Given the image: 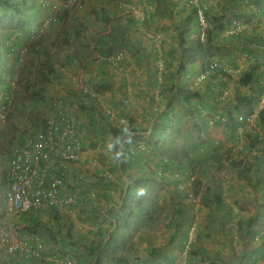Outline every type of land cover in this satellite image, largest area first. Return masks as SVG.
Here are the masks:
<instances>
[{"label":"trees","instance_id":"16d2710c","mask_svg":"<svg viewBox=\"0 0 264 264\" xmlns=\"http://www.w3.org/2000/svg\"><path fill=\"white\" fill-rule=\"evenodd\" d=\"M28 0H0V34H5V40L7 38H11L14 36V31L17 29L26 30L27 27L33 22V18L35 14H30L31 11L34 12V9L32 6L28 5ZM57 2H66L67 0H55ZM90 1V0H89ZM157 3V8L155 10V15L157 16H163L168 14V8L169 6H173V4H168L167 0H153ZM198 1V5L194 6L190 4L187 0H185L186 4H188L189 9V16L185 19L184 22L181 23V27L177 28V45H178V51H179V57L174 58L178 61L177 65V80H180L181 76H186L189 72V68L196 66L198 69L197 72V78L200 77V75H204V79H202L200 83H203L204 81H210V79H219L220 83L213 87L212 84H209L206 95H203L199 91H196L192 89L190 86L183 87L182 85H177L176 83L165 87L163 90H160V95L165 96V107L164 111L160 113V121L158 122L159 126L154 125L150 128V131L147 128H144L142 130L138 129L139 131H136V129H132L135 133L141 132L139 136L137 134L134 137V141L138 140L137 145L136 142L133 143V145H125L124 150L128 153L129 159L127 163L121 164V166L125 169V166H129L133 164V160L140 161L142 158L139 154H146L147 157L148 154H152L154 151L150 146H153V149L155 152H159L158 157V164L161 167H158L160 170V179L162 180L164 175H167V172H170V174H178L182 175L185 174L187 169L189 167H199V165H205V167L202 169L201 174L207 175L209 174L213 168L215 169V165L219 164L221 162V159L226 163V168L229 173H233L236 178L241 179L245 182L246 185L255 188L256 187H264V153H261V155L258 154H252V152H263L264 151V139L259 137V133L255 130L249 131L247 128H245V121L247 118H249L254 111L259 107V103L261 101V96L264 92V76H261V74H257L258 68L256 66H253L252 68H249L245 70L241 75H239L236 78L237 86L239 87H248L252 86L254 93L252 95H245L243 97H236L234 102H228L229 104H234L232 107L227 106L224 107V111L222 114H219L216 118V121L214 125L216 127L223 128L226 132V136L230 138L233 142H240L243 141L244 149L251 154L250 157L245 155L244 151L238 152L234 155V152L236 150H226L222 153H214L212 156L208 157L207 159H204L203 162L201 161H195L192 160L191 153H194L196 149L201 145L202 143V137L201 133L204 130L203 126L200 125V122H198V119L202 120V124L206 126L207 123V116L217 115V108L220 105V94L219 92H222L224 90V81H222L220 78L224 75L227 76V73L223 70L224 63L213 66L214 59L219 60H226L225 57H227L229 50L225 49L224 46L220 45L219 43V35L225 31L226 27L230 24L228 22L227 16H213L209 13L207 8L202 5L200 0ZM261 3H263L262 0H256V8L258 10V7H261ZM35 6L34 4H31ZM119 6V4L117 3ZM41 7V4H38L37 8L39 9ZM258 6V7H257ZM120 7V6H119ZM166 9L164 10V8ZM198 7L200 8L204 21L206 23L205 27V37L203 40L200 39L201 35V23L198 17ZM44 9V8H42ZM48 11L47 9H44ZM12 12V15L9 16ZM18 16L16 21V16H13V13ZM27 13V17H22L21 15ZM64 14H67L68 12H62ZM91 15L96 17L98 15V11H89ZM48 13L42 15L41 13V19H44L48 17ZM100 15H103V12L100 11ZM39 18V19H40ZM235 18V17H234ZM99 19V18H98ZM101 19L104 22H110L109 26H111L109 32L104 33L100 35L94 44L93 51H95L97 54L103 57H110L114 54L113 51H124V49L127 48L128 51H131L130 47H127V39L124 38L126 31L121 26H117L114 28L112 20L108 17L102 16ZM127 21L129 19L125 18ZM70 20V19H68ZM79 20L77 17H72V21ZM58 21V20H57ZM231 21V20H230ZM234 21V20H233ZM233 21L231 22L233 24ZM146 23V22H145ZM227 23V25H226ZM24 26H21V25ZM118 30V31H117ZM81 33V29L78 27L75 28V35L79 36ZM127 35V34H126ZM39 36V35H38ZM62 39H60V44L63 47H69L71 46V43L69 42L71 37L68 36V32H64V35H62ZM29 38V33L28 37ZM82 41H77V49L80 51L82 49ZM30 48L31 54L34 55L36 62L31 61V64L26 70L24 74H21L20 71V63L18 65V68L15 69L19 59L20 54H13L14 63L10 67H8L7 71H9L11 74L12 80L7 79L2 74L1 67L3 65H6L8 60L12 57L10 55H7L6 52V44L1 43L0 41V92H10L11 90V82L14 79V74L17 71V80L19 78V75L21 79H23V86L25 89L30 88V83L32 80V75L34 73L39 74L41 84L37 85L36 82H32L33 84L36 83L37 90L36 92H40V95L33 96L31 98L29 95L26 97V99L30 98L29 103L27 105L19 104L15 107L13 113H11L12 120H15V123L13 122V125L15 128H13L12 137L16 136L15 141L11 143L10 152L12 151V148L15 149L17 144L22 145L24 143L25 138L27 137H33L40 131L46 130V128H43L44 124L46 123V120L49 119V117L52 114L53 107L55 103H52V106L50 104V101L48 100L47 93L43 89L42 86L44 84H51V87L56 89V86H61L60 91H55L57 95L61 94L57 101L60 102V108L61 113H65L66 115H72L75 116L76 120L79 122V126L81 125L85 129V134L83 135V148H87L88 143L86 144L87 137L90 135L88 132V128L91 132L95 133V131H92L91 129L94 128V117H97L103 124H105L107 127L104 131L103 128H101L100 134L97 132L98 135H95L94 138L100 137L101 141L104 142L105 139L108 137L110 138L111 135L119 134V129L113 126L111 122V115L110 113H107L103 110L102 107H100L95 100L91 99L93 98L90 94V89L87 88V93L84 91H72L69 90L68 87H65L66 81L68 82L69 79L65 80L63 71L59 70L56 71L55 69V62H52L48 53V48L45 46V39L42 37L38 38H30L26 40L25 45H27ZM5 51V54H4ZM244 52H246V49H244ZM248 54V53H247ZM5 56V57H4ZM252 56V55H250ZM6 58V59H5ZM221 58V59H220ZM106 59V58H105ZM155 63L156 58H153L151 63H148V61L145 63L147 65H151L152 63ZM163 66L164 69L166 68V60L163 59ZM229 62L228 60H226ZM222 62V61H221ZM231 62V61H230ZM27 67V66H26ZM152 74L155 71V65H151ZM150 68V69H151ZM24 72V70H23ZM156 74V73H155ZM264 75V74H263ZM25 76V78H23ZM187 77V76H186ZM188 78H185L187 80ZM16 80V82H17ZM16 84V83H15ZM198 84V85H199ZM155 85L157 84V81L155 82ZM160 85V84H159ZM197 85V86H198ZM164 86V85H162ZM40 87V88H39ZM50 87V88H51ZM105 90H109L108 85L104 86ZM161 89V87H160ZM217 93L218 96L215 94ZM96 94V93H95ZM64 95V96H63ZM124 96L125 94L122 93ZM91 96V97H90ZM25 99V100H26ZM226 99V98H224ZM176 103H180L185 105L186 112L183 116H179L178 109L175 106ZM13 107V104L11 106V109ZM45 107V108H44ZM10 109V111H11ZM42 109H50V113L48 118L45 119L43 116L38 112V110ZM33 110H36V113H33ZM83 111L86 114H88L89 118V124L87 125L81 117L77 114V111ZM10 111L7 113L6 118H8V115H10ZM124 115V114H123ZM186 115L189 116V118L186 117ZM10 116V117H11ZM241 117V120L239 119ZM126 120L129 121V118L127 115L125 116ZM194 120V126L195 130L197 131L196 140L189 139L186 141L185 150L181 149L180 152L176 154H170L165 155L160 149L161 144V136L164 131H168L170 129H175L174 124L176 122H180V125L176 127V134H179L182 146L185 140V137L192 133L193 131L189 127V120ZM26 120L29 121V124L27 128L25 129V135L19 134L20 130L18 129V126H21L23 122ZM256 122L264 126V107L259 111ZM160 127V128H159ZM96 128V127H95ZM183 130H187L188 133L184 132ZM183 133V134H182ZM242 136L243 139H240ZM1 144V143H0ZM86 145V146H85ZM143 145L145 147V151H140L139 146ZM156 154V153H154ZM224 158H223V157ZM144 157V156H142ZM134 158V159H133ZM215 164V165H214ZM116 169L122 168L119 167L118 163L115 164ZM218 166V165H217ZM256 167V169H254ZM122 168V169H123ZM220 169H224L221 165L218 166ZM253 170V174H252ZM190 177V175H189ZM256 177V178H255ZM212 178V177H211ZM251 178H254V184L250 185ZM100 181H103L105 179V176L100 175L99 177ZM98 180V178H97ZM99 181V182H100ZM212 183H210L203 191H194V193H184V194H176L173 192V199L172 202L173 205L179 208H176V221L174 223V228L176 229L175 232L169 235L168 242L166 245L158 248H153L149 252V258H152V261L145 262L144 264H155L153 261L155 258H157L162 252L167 249L170 245L177 244L179 246V252L183 253V251L186 248L187 242L190 240V231L193 228L192 222L194 221V218L191 214L187 213V217L184 215V209L183 205H190L193 206L194 200L199 198L198 204L199 208L197 209V213L202 212L203 209H207V223L205 226H203V229H212L215 226V221L212 219L213 215H217L216 217L223 218L220 223L223 228H227V230L230 232L231 237L232 235L236 238L242 241H245L246 239L249 240L251 243L259 244V248L251 245L250 249L247 251H243L242 255L237 259V263H243V264H257V262L261 261V264H264V232L254 230L255 227V221L256 218H248L245 220H239L236 223H233L234 217L232 213L231 206L226 202L225 196L226 191L230 192L233 189V186H230L227 188V190L224 192L222 189V186L220 185L221 179L218 177L212 178ZM101 183V182H100ZM98 183L97 190L100 192L104 189L103 185H100ZM156 184L155 180L152 179H136L133 182V185L129 186L126 192H123L124 198L122 199V204L120 208V216L119 218L116 216V219L114 220V224L116 226L115 234L118 233L119 230H130L132 227L130 225L129 218H135L138 216L137 223L139 222H146L149 220L154 210H151L149 205L145 203V193L143 195H137V192L141 188L150 187V189L153 191L150 185ZM96 187V183L93 185ZM91 186L90 188H92ZM154 186V185H153ZM242 186V185H241ZM150 190V191H151ZM176 190H179V188H176ZM174 190V191H176ZM261 190V189H260ZM132 191V192H131ZM149 191V192H150ZM257 191V190H256ZM199 195V197H198ZM132 197L135 200L136 206H138V209H135L133 206L134 201L131 200V206L128 207L127 202L129 198ZM261 198L264 199V192H261ZM172 200V199H171ZM258 207V206H257ZM163 220L164 223L170 220V215L166 213L165 210L161 209V212L157 213L155 212V215L163 214ZM40 213H34L29 212L26 215L22 216L17 224L15 225V230L18 234L22 235H37L41 237V229L47 231L48 233H59V231L55 230H61L62 226H60V223L58 222L54 230V226L50 222L40 220L39 215ZM260 215L264 216V201L262 202V205H260ZM112 217V218H113ZM264 220V219H263ZM227 224V226H225ZM59 226V227H58ZM233 231L236 233L233 234ZM126 232V231H125ZM110 235L108 239H105L104 237H100L99 239L90 240L86 236L78 235L77 237L74 236V234H66L67 239L71 242H77L76 244L79 245L81 249H83L82 253L79 254L81 251H74L75 260L73 258L69 257V260L72 261V264H126L125 261H123V256L116 257V252L118 251V244L123 243L125 241L126 234H122L121 237H115L114 235ZM55 235L51 238L52 240H55ZM191 240V247L193 249H196L197 247L195 244L201 241L202 237H205L206 235H199V230L197 233L193 235ZM209 237V235H208ZM259 239V240H258ZM65 241V240H64ZM64 241L62 243L61 248H65L68 244H64ZM178 241V242H177ZM45 247H47V241L42 240ZM109 246H112L111 248V254L105 255V260L103 262L102 256L104 253L102 252V248H107ZM70 251L72 250L69 246ZM247 248V246L244 247V250ZM190 249H186V254L189 255L191 258L197 255V251H190ZM51 248H44L41 252V256L39 258H26L22 254H20L18 251L10 254H5L4 249L0 251V264H54L51 260H48V257L52 258V256H55V254L51 253ZM72 252V251H71ZM64 258V257H61ZM176 259H171L169 261V264H175L174 261ZM241 260V261H240ZM117 261V262H115ZM193 264V261H190ZM187 262H184L186 264Z\"/></svg>","mask_w":264,"mask_h":264},{"label":"crops","instance_id":"0c3cea01","mask_svg":"<svg viewBox=\"0 0 264 264\" xmlns=\"http://www.w3.org/2000/svg\"><path fill=\"white\" fill-rule=\"evenodd\" d=\"M28 1L27 6L30 5L34 9V12L31 11L30 14H35V22L38 23V21H40L39 18L41 17L40 14H47L48 11L40 8V6L39 9L37 8L41 0ZM127 1L129 4H132V7L135 10L147 15L146 23H144V25H141V27L144 26L146 30L138 26V22L136 23V21L131 17H125L124 9L119 7L115 0H88L85 8L87 7L89 11H98L99 14L94 17L89 13V11H87V9L84 10L82 17H80L79 20H67L66 22H64V30L61 34H59V31L56 29L60 21L57 22V24L53 28L51 27L52 29H50L51 31L48 33L50 38L45 41V46L48 48L51 42L62 39V35H64V32H68V36L71 37L69 41L71 43V46L63 47L62 45H60L62 52L59 56L60 61L66 63L64 73L65 80L69 79V77L67 76L69 74H71L73 77V79H69L68 82H65H70V84H66L65 87H68V89L72 91H84V89L87 87L92 92L96 93V97H93L91 99L95 100L99 106L107 108L108 112H111L113 110L114 116L115 111L118 109H120V115L122 113L124 115H127L126 111H128L129 116H133L135 118L134 122H139L138 125H132V128H147L148 123L151 124L153 122H159L160 113L164 111L166 99L164 95H160V90H163L168 85L171 86L175 83L177 85H180L183 81L187 82V86H191L192 89L199 91L203 95H206L209 84H212L213 87H215L220 83V80L210 79V81L207 80L200 84L197 83V72L199 69L197 68V65L189 68V72L188 74H186L187 77L184 75L181 76L180 80L176 79V69L178 61L174 58L179 57L176 29L179 28V26L181 27V23L185 21L190 12L187 7L188 4H186L185 0H167V3H172L173 6L167 7L168 14L163 16L155 15V10L158 5L153 0ZM200 1L202 5L207 8L211 15L227 16V23H230L226 27L225 31L219 35L220 45L223 44L222 46H224L225 49L229 50L227 57H225L229 62L224 60L228 65V67L224 69V71L227 73V76L224 75L220 78L222 81H224L225 85L224 90H222V92H219L220 98L218 100H220L221 102L217 108V115L215 116L216 119L219 114H222V112L224 111V107H232L234 105L227 103V101L234 102L236 97H243L247 94L252 95L254 93L252 86H237L236 78L239 75H241L245 70L256 66L258 68V71L256 73L264 76V0H262L263 3H261V7L257 6L258 10L256 7L253 8L252 4L244 3L243 0ZM34 3L35 6L31 5ZM165 9L166 7L164 8V10ZM100 11L103 12V15H100ZM102 16H109V18L113 22L114 28L117 26H121L126 31L127 35L125 34L124 38L127 39V47H130L131 51H128L127 48L124 49L126 56L123 64L126 66L125 69L129 74H127V72L124 73V71L120 72L113 69L111 63L108 61V57L100 56L95 51H93L96 39L100 35L109 32L111 28V26H109L110 22H104L101 19ZM125 18L129 20L127 21ZM233 20H236V24L231 23ZM76 27L81 29V33L79 34V36L75 35ZM35 30L37 31L38 29H32L29 32V36L33 32H35ZM47 30L48 29L43 28L42 26L40 27V31ZM145 32L147 36H145ZM72 33L74 34V36L72 35ZM160 33L164 37V42L158 43ZM149 35H151L153 39L150 38ZM5 36L6 35L3 33L0 34L1 43L5 41ZM77 41H82V49L80 51L76 50ZM152 43H155L156 50L153 48L154 45H152ZM163 43L165 46V50H161L162 53L158 54L157 46L158 44L159 46H162ZM244 49H246V52H244ZM151 53L155 54L151 56ZM153 58H156V69L153 74H150L153 69L151 68V65L154 66V61L151 65H147L145 63L147 61L148 63H151ZM164 58L167 62L165 69L164 66L161 68V65L164 62ZM60 68H62V66L55 67L56 71H58V69L60 70ZM158 72L159 75H164L163 82L160 79L162 83L157 82L158 85H155ZM135 75L136 80L134 77ZM185 78L188 79L185 80ZM106 85H108V87L110 86L109 90L104 89V86ZM55 88L60 89L58 87ZM122 93H124L125 95H130L131 93V95H133V98L132 96L131 99L125 97V95L121 96ZM139 94H142V96L137 98L136 96ZM215 95L218 96L217 93ZM77 114L87 125L89 124L88 114L79 110L77 111ZM139 114L141 115L140 120H138L139 117H137ZM118 119H114L113 116L111 117L113 126L119 129L120 122L122 120ZM94 121L95 126L91 130L95 131V133L91 132L88 128V132L90 133L86 141V144L88 143V145L94 139L95 135H98L96 133V130L100 134L101 128H103L105 131L107 127L97 117H94ZM141 121L143 122V124L141 123ZM258 131L260 132V134L264 135V126L261 125V128ZM240 139H243L242 136L240 137ZM231 142L237 146L233 147V150H236L234 152V155L238 152L244 151L245 155L250 157L251 154L247 151V149L244 150L243 148L244 146L242 140L240 142ZM261 153H264V151L252 152V154L258 155H261ZM198 155L199 153L197 152V156ZM80 156L81 157L78 159V161L74 165L72 164L73 166L70 169L69 179L67 181L68 187L66 188L69 194H74L76 196V203L68 207H57L38 214L40 220L44 221V219H47V222H50L53 225H56L59 222L60 226H62L61 230H55V227H57V225L54 226V230L59 231V233H54L57 237V241L54 243L55 246L58 244L59 247H62L61 245L64 240V244H67L69 240L67 239L66 234H74V236L76 237L78 235H83L90 240L99 239V236L108 239L110 235L115 234L114 232L116 230V227L118 228L119 226H116V224H114V220L116 218L113 216L119 218L121 213L120 208L122 199L124 198L123 192H126L128 187L132 185L131 171L129 173L123 172L124 168L121 166V164L118 163L119 167H122L123 169L118 167L117 169L112 168V170L114 169L115 171L111 173L108 171L110 169H107L106 167L103 171L99 170L100 165L97 166L95 163H93L94 160H91V156L88 152H82ZM140 158H142L140 161L145 160V157L141 156ZM147 161L148 159L146 160V162ZM138 162V160H133V163L135 165H138ZM152 164H156L155 161H152ZM114 166L116 165L113 164L112 167ZM125 167V169H127V166ZM91 168L96 170L97 172H100L98 175V180L92 177L93 171H90V175H88V171ZM153 168L156 170L158 167L153 166ZM254 169H256V167ZM100 175L105 176V179L103 181H100ZM185 175L186 174H182L177 178H170L175 182V184L181 185L184 184V180L181 181L182 179L179 178H183L182 176ZM80 177H82L81 180H79ZM218 178L221 179V186H233L235 184V180H237V185L240 188L247 187L244 186V181L238 180L236 176L233 173H229V171L228 179H226L227 177L224 176H220ZM187 179H189V177H187ZM95 183L96 187L93 186ZM98 183L104 186V189L100 192L97 191L99 190L97 189ZM91 186L93 187L90 188ZM167 187L170 189V186ZM247 188H249V186ZM256 190L255 193H258V195L261 197V192H264V187H256ZM247 192L249 191L247 190ZM167 198H169V196L164 194L163 199ZM261 200L264 201V199ZM163 216L164 213L161 215L162 223L164 222ZM216 216L217 215L212 216V219L215 220V226L219 224V222H217L218 217ZM138 218V216H136L135 218H129L130 225L132 227L131 229L138 230L137 236L146 235L153 239V237H155L159 232L160 238L164 237L168 242L169 235L176 231L175 228L166 231L156 230L155 225L157 222H153L151 220L152 217L146 222H142L144 227L138 229V226L142 225L141 222L137 223V221H139ZM171 218L172 216L170 217V219ZM219 219L222 220L223 218L221 217ZM263 219L264 216L262 215H258V218H256L254 230L260 231L259 233H261L262 231L264 232ZM205 225L206 224L204 223V221H200L199 227L197 229V232L199 230V235H206L205 237H202L201 241L196 244L197 255L191 258L186 253H183L186 254L185 256L187 262L193 261L197 264H243L237 263L239 262L237 261V259L242 255V252L249 250L251 245H254L258 248L260 246L259 244L251 242H249L250 244H248L247 240L243 242L241 240L239 241V239L236 238L235 235H232L231 237V234L227 230V228H222L221 231H217V233L213 234L210 232H213L212 229L208 230L202 228ZM225 226H227V224H225ZM235 233L236 232L233 231V234ZM131 244H133L130 246L132 249L131 251L137 252L139 248L135 245V243L131 242ZM47 246L52 249L51 243L47 244ZM245 246H247V248L244 250ZM179 255V247L176 245H171L167 248L165 254L158 256L157 258L159 259L156 260L155 258L153 261H155V264H169V261L171 259H176L174 261L175 263L179 259ZM149 261H152V258L148 257L145 262ZM145 262H143V264ZM257 264H261V261L257 262Z\"/></svg>","mask_w":264,"mask_h":264},{"label":"rangeland","instance_id":"374dc122","mask_svg":"<svg viewBox=\"0 0 264 264\" xmlns=\"http://www.w3.org/2000/svg\"><path fill=\"white\" fill-rule=\"evenodd\" d=\"M87 2H88V0H84L85 6H86ZM249 4H252L253 8L256 7L255 0ZM86 9H87V7L83 8L82 11H71L67 14L61 13L58 17H57V15H55L54 18H57L58 21L51 24V26L49 28H47L48 29L47 31H40V27H41L42 21H43V19H41V18H40V21H38V23L35 22L36 19L34 18V20H32L33 22L29 25V27H27L28 28L27 31L21 30V29L15 30L13 37L7 38L5 41H3V43L6 44L7 55H10L12 57V59L10 58V60H8L6 65H3L1 67L2 74L7 79H10V81L12 80V78L10 76L11 73L9 71H7V69H8V67L13 65V63H14V58L12 56L13 54H21L23 57L22 58L23 60L19 59L15 69L18 68V65L20 63L19 66H20L21 74L22 73H23V75L27 74L25 72L28 68H31V67H29L31 64V61L35 60L34 62H36V59H35L34 55L31 54L30 48L28 47V49H27L28 44L25 45L26 40H28L32 37H34V38L42 37L43 39H45V41H47L50 38L48 35V33L51 31L50 29H52L57 24V22H59V21L60 22L58 23V27H56V29L59 31V34H61L64 30L63 29L64 22H66L68 19L72 20L73 16L80 19V17H82V15H83L84 10H86ZM87 11H89V9H87ZM38 13H40V12H38ZM11 15H12V12L9 16H11ZM143 15L145 17H147V15H145L144 13H143ZM0 16H1V14H0ZM13 16H16L15 18L17 21L18 16L15 14V12L13 13ZM21 16L27 17V13H25L24 15L22 14ZM40 16H41V14H40ZM125 17H128V16L125 15ZM21 26H24V25L22 24ZM33 26H34V28H33ZM30 28H31V30L35 29V28L38 30L37 31L35 30V32H33L29 36V38L27 39L28 33L31 31ZM142 29H145L144 26ZM72 35L74 36L73 33H72ZM149 36H150V38L153 39V37L151 35H149ZM160 42H164V37L161 33L159 34V38H158V43H160ZM55 43H56V45H55ZM60 45H61L60 40L55 41V42H51L48 46V53H49L51 61L55 62L56 66H62V68L65 69L66 63L61 62L60 58H59V56L61 55V52H62ZM152 45H154L153 48L156 50L155 43H152ZM157 47H158V54L162 53L161 50H163V51L165 50L164 43L162 46L161 45L159 46V44H158ZM236 49H238V48H236ZM4 54H5V51H4ZM154 54L155 53H151V56ZM123 55H124V59L120 63V67H121L120 72L124 71V73H125V72H127V70L125 69L126 66L123 64L124 60H125V56H126V53L124 51H123ZM21 60H22V62H21ZM221 61H222V63H224L226 65V68H227L228 67L227 63L222 59H221ZM154 65H155V63H154ZM162 67H163V64H162ZM155 69H156V67H155ZM23 70H24V72H23ZM152 71L150 74H152ZM127 74H129V73L127 72ZM157 74H158V76L156 78V81L159 83H162L164 75L163 76L159 75V72ZM20 76L21 75H19V78H18V80H17V82L13 88L14 99H13V107L10 111V115H8V118H6V121L2 124V126L0 125V131H1V140H0V143H1L0 144V217L3 215L4 210H5L4 193L7 190V181L5 178V173H6L8 162H9V159L11 156L10 147H11V143H13L15 141V138L17 136L16 135V136L12 137L13 128H15V126L13 125V122L15 123V120H12L11 113H13L15 107L17 105H19L20 103L23 105H27L29 103L30 98L26 99V97L28 95L31 98H33V96H36V94L40 95V92H41V91H39V92L35 91V90H37V87L35 86L36 83H37V85L41 84L39 74L34 73V75H32L30 88H28V89L24 88L23 79H21ZM67 76L69 77V79H73L71 74H69ZM14 77H15V74H14ZM134 77L136 80V75ZM23 78H25V76H23ZM160 79L162 80V82ZM32 82H36V83L33 84ZM186 84H187V82L182 81V83L180 85L185 87ZM42 87L45 90V92L47 93V97H48L47 101H50V104L52 106V103H56L58 97L61 95V94L57 95L55 91H60V89L52 88L50 83L46 84V85L44 84V86H42ZM56 87L61 88V86H59V85ZM168 87H169V85H168ZM239 89H241V88H239ZM1 93H3V92H0V94ZM119 95H120V93H119ZM121 96H123V95H121ZM131 96L133 98V95H131V93H130V95H125V97H127L129 99H131ZM140 96H142V94H139L136 97L139 98ZM175 106L178 109L179 116H183L185 113H187L185 105L175 102ZM100 107H102V106H100ZM102 108L104 111L108 112L107 108H104V107H102ZM119 111H120V109L115 111V116L113 115V112H114L113 110L111 112H108V113H110V115L113 116L114 119L119 118L118 120H122V121L126 120V118H125L126 115H123V113L120 115ZM38 112L45 119L46 117L48 118L49 113H50V109H46V110L42 109V110H38ZM126 112H127V115L129 116V112L128 111H126ZM33 113H36V110H33ZM131 114H133V113H131ZM129 117L130 118H127V119H129V121H130L129 124L131 126L132 125L133 126L138 125L139 122L138 121L134 122L135 118L133 116H129ZM137 117H139L138 120L141 119L140 114ZM186 117L189 118L188 115H186ZM126 121H128V120H126ZM215 121H216L215 116L209 115V116H207V123L205 126L204 124H202V120L198 119V122H200V125L204 127L203 128L204 130L201 133L202 143L198 147V151L196 149V151L194 153H191L190 158L192 160L203 162L204 159H207L208 157L212 156L214 153H217V152L222 153L223 151H226L229 149L233 150V147H237L226 136V134H225L226 132L224 131V127L220 128V127H216L214 125ZM193 122H194V120H192V119L189 120V125H190L189 127L193 131V134L189 133L185 137V140H184V143L182 146L180 145V143H181L180 136H179V134H176V130H175L176 127H178L180 125V122H176L174 124L175 129L172 128L168 131H164L162 133V136H161V144H160L159 151H161L163 154H165L167 156L170 154H176V153L180 152L181 149L185 150L186 141L189 139V137H191L190 138L191 140H196L195 135L197 134V131L195 130V126H194ZM133 123H136V124H133ZM141 123L143 124L142 121H141ZM28 124H29V121L26 120L25 122H23V124L21 126H18V129L20 130L19 134L25 135V129L27 128ZM154 125L159 126L158 122H153L151 124L148 123L147 129L150 131V128L153 127ZM132 129H136V131H139L138 129L142 130V129H144V127L143 128H132ZM184 132L188 133L187 130H183V133ZM140 133L141 132H138L137 136L141 135ZM135 134H137V133H135ZM108 140L109 139L107 137L105 139V141L102 142L100 137H96L89 143V145H87V148L86 147L83 148V152H88L89 155L91 156V160H94L93 163H95L97 166L100 165L99 170L103 171V170H105V167H106L107 169H110L108 171L112 173L113 171H115L114 169H116L115 166L114 167H112V166H113V164H116L117 162L112 160L110 158V156L106 153L105 145H106ZM136 140L137 141H134V142H136L135 145H137V142H138V140L140 141V139H136ZM150 147L154 151L152 154H148L147 157L145 156L146 154H139L141 156H144L145 160L139 161L138 165H135L134 163L132 165H130L133 167L127 166V169H123L124 170L123 172L129 173L131 171V178H132L131 184L132 185H133V182L135 181V179H152V180L156 181V184H153L154 186L150 185L151 188L153 189V191L150 189L149 186L144 188L145 192H147V193H145V202H146V204L149 205L151 210H154L151 220L153 222H157L155 225L156 230H162V231L172 230L174 228V223L176 221V208H179L178 206L176 207L172 203L174 201L173 192L176 194H178V193H180V194L191 193L192 194V193H194V191H197V189H199V191H203L205 189V187H207L210 183H212V181H211L212 178L224 176V177H227L226 179H228V171L225 170L226 163L223 161V159H221V162L219 164H216V165L214 164L216 168L215 169L213 168V170L209 174L204 175V176L201 174V171L205 167V165H201V166L199 165L198 168L196 165L193 168L189 167L185 173L186 175L182 176L183 178H179V179H182L181 181L184 180V184L178 185V184H175V182L170 178L172 176L169 174V172H167V175L162 176L163 177L162 180L159 178L161 175H160L158 170H160V169L157 168L155 170L153 168V166L161 167L157 163L158 157H159V154H158L159 152L158 153L155 152V150L153 149V146H150ZM197 152L199 153L198 156H197ZM154 153H156V154H154ZM147 159H148V161H147L148 163L146 162ZM152 161H155L156 164H152ZM217 165L218 166L221 165L222 167H224V169L218 168ZM112 168H114V169L112 170ZM85 170H87V169H85ZM90 171H93L92 177L94 179H97L100 172H97L96 170L91 168L88 171V175H90ZM189 175H190V178L187 179V177ZM86 177H88V176H86ZM81 178L82 177H80L79 180H81ZM239 180L242 181L241 179H239ZM128 183H129V180H128ZM237 184H238V181L235 180V184L233 185V189L230 192L226 191L228 187L222 186V189L226 191L225 200L227 201V203L232 208V213H233V217H234L233 223H236L239 220H242V221L245 220L246 221L248 218H258V215H260V205H262V202H263L261 200L262 198L258 195V193H255V188H252L250 186H249L250 189L247 188L248 185H246L245 182H243V184H244V186H247L246 188L245 187L240 188ZM253 184H254V178L253 179L251 178L250 185H253ZM167 186H170V189ZM174 186H175V188H174ZM176 188H179V190L174 191ZM247 190L249 192H247ZM166 192H168V193H166ZM247 193H250V194H247ZM164 194L168 195L169 198L163 199ZM198 197H199V195H198ZM254 198H255V200H254ZM131 200L134 201L133 206H131ZM198 200H199V198L196 197V199L194 200L195 203H193V206L185 205V204L183 205L185 217H187V213H189L194 218V221L192 222V227L194 228V231L192 234H190L191 235L190 240L187 242L186 248L183 251V253H186L185 252L186 249H190L191 244H192L191 243L192 237H194L193 235L195 233H197V229L199 227L200 221H204L205 224L208 222L207 221V213H208L207 209H203L202 212L197 213V209L199 208ZM127 205H128V207L129 206H131L133 208L135 207V209L139 208L138 206H136L135 200L132 197L129 198ZM161 209L165 210L166 213H168L170 216H172V218L167 223L161 222V219H162L161 215L162 214L155 215V212L160 213ZM44 221H47V219H44ZM217 222H219V224L217 226H215L214 228H212L213 232L210 231L213 234L217 233V231H221V229L223 228L222 225H220L221 221L219 219ZM255 223H256V221H255ZM143 227H144V225L142 223V225L138 226V229L143 228ZM137 231L138 230H135V229H130V230L125 229L124 231L123 230L118 231V233L114 235L115 237H121V235L124 233L126 234V237L128 235V237L125 239V241L123 243L118 244L119 248L115 254L116 257L123 256V261H125L126 264H134V263L143 264V262H145L148 259L149 252L151 251L152 248H158L159 246L162 247V245L164 246V244L165 245L167 244V240L164 237L160 238L159 232H158V234H156L155 237H153V239H151L149 236H146V235L145 236H137ZM40 234H41L42 240H44V241L46 240L47 244H49V243L52 244V249L50 252L53 253V251H54L53 254H55L56 257H65L66 259H69V257H71V258H73V260H75V256H74L73 252L76 250L81 251V252H79V254L83 252L82 251L83 249H81L79 247V245L76 244L77 242L73 243L71 241V243H70V241H68L67 242L68 245L65 248H61V247H59L58 244L56 246L54 244L57 241L56 235H55V240L51 239L54 236L53 232L48 233L47 231L41 229ZM131 242L135 243V245L139 248V250L137 252L131 251L132 249L130 246L133 245V244H131ZM247 242H248V244H250L249 240H247ZM248 244H247V246H248ZM173 245L175 246V244H173ZM69 246L71 247L72 252L70 251ZM176 246H177V244H176ZM195 246H196V244H195ZM46 248L49 249V246H47ZM111 248H112V246H109L107 248H102L103 249L102 252L104 253V255L102 256L103 262L105 260V258H104L105 255L111 254ZM191 250H192V248L190 249V251ZM165 251H167V249H165L162 252V254H165ZM192 251H197V248L193 249ZM183 253H180L179 259L175 262V264H184V261L187 262L186 256H185L186 254H183ZM162 254H160V255H162ZM158 259L159 258H156V260H158ZM115 262H117V261H115ZM186 264H193V263L188 261Z\"/></svg>","mask_w":264,"mask_h":264},{"label":"built area","instance_id":"2783aa9c","mask_svg":"<svg viewBox=\"0 0 264 264\" xmlns=\"http://www.w3.org/2000/svg\"><path fill=\"white\" fill-rule=\"evenodd\" d=\"M115 1L124 9L125 15L138 22V26L144 25L146 17L142 12L135 10L127 0ZM187 1L194 6L198 5L197 0ZM243 1L249 4L254 0ZM40 4L42 8L48 10L49 14L43 19L41 25L46 29L57 21V18H54L55 15L58 17L62 12L82 11L85 8L84 0H67L66 2L41 0ZM198 17L201 23L200 39L203 40L206 23L199 7ZM233 24H236V20ZM144 34L147 36L146 32ZM22 58L20 54V59ZM123 59V51L114 52L108 57L112 68L118 71H121L120 63ZM220 64H222L221 60L214 59L213 66ZM224 69H226L225 65ZM60 70L65 72L64 68ZM17 71L11 82L10 92L0 94L1 126L6 121L7 113L13 104V88L17 80ZM204 75L197 78V83L204 79ZM86 89L84 90L87 93ZM263 107L264 92L259 107L246 119L245 128L255 129L258 113ZM60 110V102L57 101L51 116L43 126L46 128L45 132L42 130L33 137H27L22 145L17 144L15 149L12 148L5 173L7 181V190L4 193L5 210L0 217V251L4 249L5 254L18 251L26 258H39L43 249L46 248L45 245L37 235L18 234L15 230L18 220L29 212L42 213L48 209L68 207L76 203V196L69 194L66 188L70 169L83 152L85 129L79 126L75 116L66 115ZM239 119L241 120V117ZM261 138L264 139V137ZM139 149L146 150L143 145H140ZM193 231L194 228L191 229L190 234ZM48 260L54 264H72L71 260L56 257V255L52 258L48 257Z\"/></svg>","mask_w":264,"mask_h":264},{"label":"clouds","instance_id":"9594fccd","mask_svg":"<svg viewBox=\"0 0 264 264\" xmlns=\"http://www.w3.org/2000/svg\"><path fill=\"white\" fill-rule=\"evenodd\" d=\"M91 91V90H90ZM92 97L95 96V92H90ZM260 129L259 123L256 122L255 130L259 133V137H264V135L260 134L258 131ZM252 131V130H249ZM135 132L132 130V126L129 124L128 121L123 120L120 122V128H119V134L111 135L109 140L107 141L105 147H106V153L110 156L112 160L119 164L127 163L129 159L128 153L124 150L125 145H133L134 143V137ZM170 174V172H169ZM172 177L177 178L178 174H170ZM189 177V176H188ZM6 178V177H5ZM190 178V177H189ZM145 190L143 188L139 189L137 192V195H143ZM54 209V208H53ZM51 210V209H48ZM45 210V211H48ZM54 253V251H53Z\"/></svg>","mask_w":264,"mask_h":264}]
</instances>
